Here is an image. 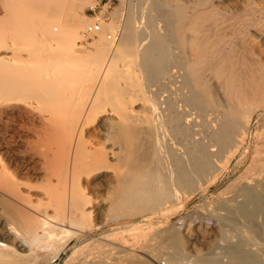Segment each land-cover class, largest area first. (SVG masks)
I'll list each match as a JSON object with an SVG mask.
<instances>
[{"label": "bare ground", "instance_id": "bare-ground-1", "mask_svg": "<svg viewBox=\"0 0 264 264\" xmlns=\"http://www.w3.org/2000/svg\"><path fill=\"white\" fill-rule=\"evenodd\" d=\"M36 1L0 0V82L3 81L1 85L7 83L11 94L27 85L40 83L51 91L53 102L49 101L62 105L63 109L49 113L48 119L42 115L47 124L36 132L40 144L37 143V149H31L33 153L29 160L35 164L31 175L21 178L9 175L0 154V264L57 262L83 231L84 222L91 218L92 197L86 190L92 191L103 185L115 184L117 189L122 186L152 204L155 210L163 206L166 210L173 208L167 214L171 215L187 201L188 193L194 192L200 184L217 180V172L221 166L225 168L221 164L224 158L221 161V154L215 155L210 150L212 147L208 149L201 140L199 143L198 138L195 139L198 124L193 111L204 110L206 106L191 88L187 75L183 76V83L185 88H190L189 95L181 96L183 101H178L176 106L168 103L165 106L156 93H150L153 99L143 96L144 88L161 85L163 75L173 65L211 62L216 64V82L229 87L243 81L244 133L239 144L243 145L242 155L246 156L250 147L246 146L248 139L253 127L258 125L255 143L259 145L255 146L254 161L251 160L257 170L259 163L260 172L264 173V0H192L186 11L188 16H193L190 34L186 37L190 47L187 53L173 50V44L177 43L176 20L183 15L181 9L174 8L170 0H138L132 12L134 17L127 21L118 45L108 40L104 26L93 50L73 52L75 55L68 63L39 62L34 58L36 50L33 46L22 48L18 44L23 37L22 27L26 36L31 31L30 27L27 30L30 24L19 20V4L27 3L29 11L34 13L39 9ZM54 1L59 7L65 2L70 6L73 3V0ZM12 12L19 14V19ZM143 13L146 17L141 22L139 16ZM158 18L164 23L163 32L157 30ZM6 22L10 23L8 28ZM58 23L62 36L52 35L55 41H74L88 27L82 21ZM25 24L28 25L26 28ZM134 37H139V44L133 43ZM131 47L139 56L132 71L141 73L144 82L141 87L133 83L134 73L121 58L124 50ZM20 52L27 53L29 59H21ZM116 58L120 60L116 61ZM26 74L27 80L25 76L22 78ZM20 98L13 97V101H20ZM4 102L0 99V123L4 118L12 119L20 109L17 103L4 105ZM209 129L212 131L208 139L210 142L211 139L218 140L223 151L237 148L234 147L236 126L232 121L221 119ZM7 131V126L0 128V140L8 135ZM2 149L3 143H0ZM17 151L26 157L31 152L29 149ZM263 202L258 203L256 214L243 206V218L248 223L257 215L264 218ZM170 240L172 244L168 249L175 250L179 238L174 234ZM177 250L176 254L181 255L183 250ZM83 253L81 248L76 249L66 264L76 263ZM247 253L241 259L243 264H263L252 254L253 249L249 248ZM175 258L171 262H175ZM208 260L207 263L212 264L211 259Z\"/></svg>", "mask_w": 264, "mask_h": 264}, {"label": "rangeland", "instance_id": "rangeland-1", "mask_svg": "<svg viewBox=\"0 0 264 264\" xmlns=\"http://www.w3.org/2000/svg\"><path fill=\"white\" fill-rule=\"evenodd\" d=\"M170 1L174 8L181 9L183 12V15H180L176 20L177 43L173 44V50L175 53H187L190 47L186 37L190 34L189 26L193 16H190V14L188 16L186 11L192 5V0L190 2L188 0H179L184 5L178 2V0ZM24 3L21 2L19 4L21 8V12H18L20 13V19L18 18L19 14L15 15L12 12L17 16L16 18L30 24L29 26L25 24V28L28 26L27 30L29 31V27L31 30V33L27 32V36L24 35L25 31H23L24 27H22V35L23 37L26 36V38L22 37L18 40L20 47L33 46L36 50L34 58L39 62L42 60V63L45 61L47 63H54L56 61L68 63L75 55L73 52H81L84 49L88 51L93 50V44L96 43L99 36L97 34L96 36L87 38L84 35L85 33H80L78 39L74 41L66 39L55 41L52 39V35L57 37L62 36V30L58 22L82 21L87 23V26L99 23L102 29L104 26L106 27V37L108 38L110 34L114 35L115 38L111 42L114 45H118L127 21L134 17V13L132 12L138 4V0H73L71 6L70 3L65 2L60 7L57 6L54 0H37L36 6L39 9L37 10L38 12L35 10L34 13L30 12L27 3ZM184 6L186 9L183 11ZM26 7L27 10L25 9ZM143 14L139 16L141 22L146 17V14ZM90 20L91 23L89 22ZM20 23L22 24V22ZM9 24L6 22L7 28ZM163 24L162 19L158 18V32L164 31ZM28 33L30 37H28ZM133 43L139 44V37H134ZM131 48L124 50V55L121 58L127 62L128 70L133 74L135 68L133 66L138 62L139 56L136 50H134L135 48ZM25 54L27 53L20 52L19 57L27 59L29 56ZM26 56L28 57L26 58ZM118 59L120 60V58H116V61ZM210 63H197L193 61L191 65L188 64L189 66L173 65L169 72L165 73V76L163 75L160 82L161 85H157L158 88L153 85L146 88L143 87V96L147 99H153V95L151 96V94L156 93V95H160L157 96L159 99L164 100L165 103L163 102V104L165 106L169 104L176 106L178 101H183L181 96L189 95L190 88H185L184 86L186 85L183 83V76L187 75V78L190 79L191 88L198 93L199 98L202 100L204 106H206L204 110L193 111L198 124L195 139L198 138L199 143L201 140V144L207 145L208 149L212 147L210 150L214 151L215 155L221 154V161L224 158L221 164L226 169L221 166L219 173L217 172L218 177L216 181L200 184L194 192L188 193L187 201L183 202L182 208L180 206V209L175 212L176 215L173 213L171 214L172 216L167 214L172 212L173 208L166 210L163 206L155 210L156 208L154 209L152 204L139 198L138 195L135 196L132 191L129 192L130 190L122 186L117 189V185L115 186V184L111 186L103 185L102 187L98 186L94 188L95 190L92 189L93 192L91 189L86 190L87 195L92 197L89 196L92 201L91 209L93 211L91 218L84 222L83 231L71 242L65 253L62 254L57 262L51 264H66L69 256L78 248H81V253H84L79 256L80 259L77 258L76 263L73 262L72 264H157L160 260H166L167 264H169L172 258L175 257V260H177L173 261L174 264H208L207 259H211L210 262L212 264H243V260L241 259L249 254L247 253L249 248L254 250L252 254L258 256L264 264V218L257 215L254 217V221L249 223L243 218V206H245L248 212L256 214L260 206L258 203L264 201V173L260 172V164L256 162L259 165L257 170L256 164L253 162L255 150H257L255 146L259 145L255 143L258 125L253 127V133L246 145L247 147L250 146L249 153L244 156L242 155L243 145L240 146L239 144L243 141L242 136L244 133L243 81L236 82V85L234 83L229 87L225 83L216 82V64ZM129 67L130 69L132 67V69L130 70ZM207 71L209 74H207ZM139 73L136 70L133 74L135 79L133 83L141 87L144 82L141 73L140 75ZM38 75L36 76L40 79L41 76L40 74ZM23 76L27 80V74L22 75V78ZM212 76L213 78H211ZM1 83L3 81L0 82V85ZM4 84L0 86V99L3 102L6 101L4 105L6 103L10 105L17 103V108L22 109H18L12 119L4 118L0 123V128L5 129L6 126L8 128V135L0 140V143H3V149L0 150V154L2 155L4 164L10 170L9 172L7 170V173L13 177L17 175V177L21 178L33 173L35 164L30 163L29 159L32 156L33 150L37 149L36 145L39 138L36 132L42 129L44 123L47 124L46 120L43 121L42 115H45L48 119L50 118L49 113L62 110L63 106L52 104L51 91L47 87L45 89V86L40 85V83L27 85L23 88L24 90L20 89L14 94H11L13 92L10 91L7 83L5 82ZM17 93L22 94L18 96ZM13 97H21V102L19 100L13 101ZM23 99L24 101H22ZM167 99L170 101L167 102ZM204 117L207 119H204ZM219 118L220 120L228 119L235 124L236 132H234V135L236 137L234 136V138L236 139H234V147H237L236 149L223 151L222 146H220L221 143L218 140L211 139L210 142V139H208L209 132L212 131L209 128H212L216 124V121H220ZM13 145H18L19 147ZM17 148L22 151L33 150L26 157L24 154L18 152L17 150L19 149ZM222 151L223 153H221ZM233 151L234 154L236 153L235 155ZM224 152L225 154H229L228 156H231V158L225 155ZM249 187L250 189H248ZM90 193L95 195L93 196ZM93 197H96V199ZM132 198L134 200H131ZM99 199L100 201H98ZM137 201H141V203L136 204L138 203ZM134 202L135 204H133ZM132 204L133 207H131ZM174 234L179 238L176 247L179 250H183L181 255L176 254L178 252L176 247L175 250L168 249L169 246L171 247L172 243L170 239ZM189 236L192 237L189 238ZM170 257L172 258L169 262Z\"/></svg>", "mask_w": 264, "mask_h": 264}, {"label": "built area", "instance_id": "built-area-1", "mask_svg": "<svg viewBox=\"0 0 264 264\" xmlns=\"http://www.w3.org/2000/svg\"><path fill=\"white\" fill-rule=\"evenodd\" d=\"M102 30V26L99 23H95L93 25H89L85 31V37L90 38L91 36H96ZM114 35H108V40L112 41L114 39ZM157 264H167L166 260H160Z\"/></svg>", "mask_w": 264, "mask_h": 264}]
</instances>
